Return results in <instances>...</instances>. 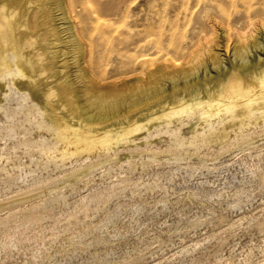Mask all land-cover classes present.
Segmentation results:
<instances>
[{
	"label": "rangeland",
	"instance_id": "obj_1",
	"mask_svg": "<svg viewBox=\"0 0 264 264\" xmlns=\"http://www.w3.org/2000/svg\"><path fill=\"white\" fill-rule=\"evenodd\" d=\"M73 2L105 85L135 78L127 72L139 61L149 72L167 64L160 48L191 41L194 0ZM65 57L76 76L78 58ZM56 79L40 74L44 99L0 85V264H264V117L235 132L241 123L227 115L214 128L184 117L161 128L129 115L118 124L136 118L145 127L135 141L90 146L73 130L65 138L50 116L80 124Z\"/></svg>",
	"mask_w": 264,
	"mask_h": 264
},
{
	"label": "bare ground",
	"instance_id": "obj_2",
	"mask_svg": "<svg viewBox=\"0 0 264 264\" xmlns=\"http://www.w3.org/2000/svg\"><path fill=\"white\" fill-rule=\"evenodd\" d=\"M75 6L73 0H0V85L7 82L29 88L44 99L40 74L51 70L60 86V100L67 99L70 108H77L80 119L75 129L70 120H61L56 111L50 112L65 138L73 130L76 139L90 146L135 141L133 135L145 127L135 116L125 127L120 126L119 122L128 120L129 115L142 114V121L159 127L166 119L176 117L212 125L213 119L223 122L222 116L227 115L234 125L241 123L235 132L249 125V118L264 117V0H194L189 43L179 42L168 51L160 48L157 53L161 58L169 57L167 64L149 72L147 61H139L127 72L135 78L125 81L122 77L124 81L113 80L106 85L109 78L95 71L100 66L91 57L92 44L86 43L91 41L78 26ZM33 42H43L40 47L48 48L46 54L34 52ZM69 42L75 49L67 52ZM62 44L69 47L63 51ZM72 51L78 58L76 76L68 68L73 60L65 57ZM78 80L85 86L86 98L81 97V101ZM166 80L169 91L162 89ZM45 102L47 108L57 109L48 99ZM212 130L213 136L230 133ZM4 246L0 241V250Z\"/></svg>",
	"mask_w": 264,
	"mask_h": 264
}]
</instances>
